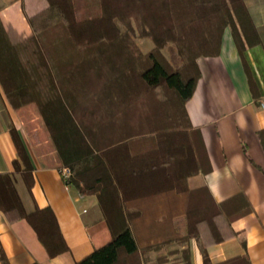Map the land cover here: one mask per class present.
Returning <instances> with one entry per match:
<instances>
[{"label":"trees","instance_id":"obj_1","mask_svg":"<svg viewBox=\"0 0 264 264\" xmlns=\"http://www.w3.org/2000/svg\"><path fill=\"white\" fill-rule=\"evenodd\" d=\"M76 1L22 5L32 35L18 43L0 22L5 100L14 110L34 104L59 170L70 172L65 183L93 196L101 214L88 229L93 251L75 264H166L167 255L154 263L149 256L170 245L176 249L168 255L192 264V241L202 264H251L245 252L209 257L240 236L232 223L252 207L243 193L213 198L200 130L186 109L201 77L198 60L219 55L226 30L241 57L263 44L264 27L253 22L248 0H91V15L82 19ZM136 38L148 39L152 51L142 54ZM164 49L176 68L162 60ZM11 136L14 173L30 188L32 164L15 129ZM258 140L264 150V130ZM0 213L8 224L25 221L49 258L67 252L50 208L24 210L13 173L0 174ZM0 264H9L1 248Z\"/></svg>","mask_w":264,"mask_h":264},{"label":"crops","instance_id":"obj_2","mask_svg":"<svg viewBox=\"0 0 264 264\" xmlns=\"http://www.w3.org/2000/svg\"><path fill=\"white\" fill-rule=\"evenodd\" d=\"M28 0H0V22L11 43L32 35L22 5L33 9ZM264 27V21L255 23ZM201 77L186 105L192 125L200 130L210 172L204 175L210 193L223 201L243 193L252 212L232 223L240 236L230 238L210 252L212 261H223L246 253L251 264H264V150L258 132L264 130V35L263 44L237 51L230 33L224 32L219 55L198 60ZM30 109V110H29ZM31 108L12 109L0 89V174L13 173V181L24 210L50 208L67 245V252L49 258L32 228L19 221L8 224L0 213V248L9 264H75L93 251L89 227L101 219L93 197L82 196L67 185L47 134ZM11 129H15L33 167L30 188L13 163L18 160ZM180 222V221H178ZM178 224V223H177ZM180 224V231L184 232ZM245 241L243 249L241 241ZM175 245L149 256H160L166 264H181L179 254L168 255ZM192 264H202L195 241L191 242Z\"/></svg>","mask_w":264,"mask_h":264},{"label":"rangeland","instance_id":"obj_3","mask_svg":"<svg viewBox=\"0 0 264 264\" xmlns=\"http://www.w3.org/2000/svg\"><path fill=\"white\" fill-rule=\"evenodd\" d=\"M31 3L32 4L37 3V0H28L27 5L29 8H30ZM76 3H77V10H78V14H77L78 19L86 18L89 15H91V11L93 9V4L91 3V0H87V2H86L87 4L85 6H83L84 4L81 3L79 0H77ZM247 7H248L249 13H250L254 23H257V22L262 23L264 21V0H248L247 1ZM135 43H136L138 49L140 50V52L142 54H147V53H150L152 51L153 45L146 38H136ZM160 53H161L160 56H162V58H163L162 60H165V62H167L170 67L176 68L178 66V64H179L178 60L168 49H164ZM160 60H161V58H160ZM24 107H29V108H31V111L35 112V114L37 115V121L39 122L41 127L44 129V131L48 137V133L46 132L45 128L43 127L42 121L40 119V115L38 113V110L34 106V104H29V105H26ZM37 121H35V122H37ZM48 140H49V137H48ZM52 148H53V146H52ZM86 197H93V196H86Z\"/></svg>","mask_w":264,"mask_h":264},{"label":"built area","instance_id":"obj_4","mask_svg":"<svg viewBox=\"0 0 264 264\" xmlns=\"http://www.w3.org/2000/svg\"><path fill=\"white\" fill-rule=\"evenodd\" d=\"M60 173H61L62 178H63L64 180L67 179V178L70 176V172H69V170L66 169V168L61 169V170H60Z\"/></svg>","mask_w":264,"mask_h":264}]
</instances>
